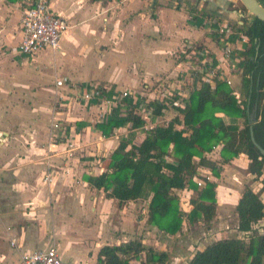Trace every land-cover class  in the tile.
Wrapping results in <instances>:
<instances>
[{
    "label": "crops",
    "instance_id": "obj_1",
    "mask_svg": "<svg viewBox=\"0 0 264 264\" xmlns=\"http://www.w3.org/2000/svg\"><path fill=\"white\" fill-rule=\"evenodd\" d=\"M117 1L114 13L109 10L113 0H47L48 8L68 28L57 51L43 49L23 56L17 52L21 0H0V264H17L21 254L49 248L64 264H97L101 248L129 241L164 253L167 262L165 249L157 241H167L178 233L165 235L146 224L147 199L118 204L85 182L106 171L105 162L121 139L130 137V144L138 146L144 134L139 127L125 123L103 137L96 126L105 124L118 107L78 101L74 88H56L54 81L65 78L75 88L92 84L104 88L109 96L126 91L131 97L141 96L146 107L150 101L161 104L157 97L163 92L179 89L189 95L199 84L190 79L182 56L178 57L182 44L207 49L216 64L220 61L216 37L203 24L215 19L230 26L232 16H246L229 6L233 0H170L167 7H161L158 0ZM233 32L230 42L239 35L235 29ZM242 49L231 55L239 58L238 63H230L228 69L220 65L234 85L240 84L242 69L235 77L232 67L240 68L247 45ZM143 74L146 78L138 85ZM149 77L154 78L149 81ZM135 114L143 125H164L177 116L169 108L147 121L139 110ZM219 116L224 124L241 126L239 119ZM54 123L58 129L52 128ZM219 150L216 146L205 154L215 163L218 177L204 167L197 168V175L208 174V182L214 184V215L228 211L236 237L249 236L236 230L235 205L245 188L254 192L251 188L256 184L250 180L261 181V177L247 173L244 154L220 164ZM47 175L50 183L41 185ZM260 188L254 193L264 214V190ZM175 193L178 210L187 214L193 192L183 189ZM195 224L203 225L183 219L181 228Z\"/></svg>",
    "mask_w": 264,
    "mask_h": 264
},
{
    "label": "trees",
    "instance_id": "obj_2",
    "mask_svg": "<svg viewBox=\"0 0 264 264\" xmlns=\"http://www.w3.org/2000/svg\"><path fill=\"white\" fill-rule=\"evenodd\" d=\"M258 2L264 6V0ZM234 29L247 39V49L239 63L244 98L239 100L223 82H217L213 89L200 83L189 92L182 109L173 108L176 117L145 132L138 146L130 144V137L121 139L105 162L106 171L97 177L85 178L90 187L102 190L118 204L147 199L146 224L162 234L178 233L183 219L190 224L197 221L205 226L210 224L215 211L214 184L204 181L197 187L194 181L198 178V167L207 168L214 178L218 177L215 163L205 158L216 146H220L218 156L222 165L244 154L248 160L247 173L261 177L260 191L264 190V157L250 141L246 114V109L255 104L252 138L264 151V24L251 17L249 23L235 25ZM136 106L125 101L112 110L105 124L96 126L97 130L108 137L125 123L131 128L142 127V119L135 114ZM147 107L150 118L160 116L165 108L156 101H150ZM219 115L239 119L241 126L224 124ZM183 189L193 192L187 214L178 210L175 193ZM262 210L258 194L245 188L235 205V213L236 230L243 234L251 232L245 237L247 242L234 238L216 241L195 252L188 264H264V232L251 231V226L264 217ZM165 261L164 253L139 241L103 247L96 257L97 264H165Z\"/></svg>",
    "mask_w": 264,
    "mask_h": 264
},
{
    "label": "built area",
    "instance_id": "obj_3",
    "mask_svg": "<svg viewBox=\"0 0 264 264\" xmlns=\"http://www.w3.org/2000/svg\"><path fill=\"white\" fill-rule=\"evenodd\" d=\"M20 40L17 46V52L23 56H32L39 50L49 49L57 51L59 49V42L62 34L68 28L66 21L53 14L48 8L47 0H21L20 16H19ZM208 33H212L216 37V43L220 47V61L216 64L209 54L193 45H185L184 50L179 51L178 57L183 56L182 64L185 71L189 72L190 79H196L198 84H206L213 89L217 82H223L227 86H231V76H225L221 70L220 65L224 64L227 69L230 63L236 64L239 61L238 57L232 59L233 53L242 51L243 45H247V39L239 34L234 42H230L229 38L234 35L231 27L223 22H217L215 19H208L203 24ZM186 50H190L186 52ZM180 65V64H179ZM233 73V72H232ZM67 79L61 78L54 81L56 88L69 86L74 88L77 93V100L84 103L88 102H102L106 103L110 108H117L123 105L124 100L130 99V104L136 106L146 120L150 116V109L145 106L142 97H131L126 91L117 93L116 95H107L104 88H99L92 84H86L83 87L75 88L74 84H69ZM163 92L157 97L161 104L166 108H183V101L188 97L179 89ZM239 103V100L237 101ZM240 105V103H239ZM147 121V120H146ZM146 124V123H145ZM156 125L147 123L142 125L139 129L144 134L153 129ZM53 129H58L56 123L52 124ZM70 147V146H68ZM215 148V147H214ZM213 148V149H214ZM212 149V150H213ZM49 175L43 177L40 181L41 185L50 183ZM204 181H210L208 174H198L195 185L201 187ZM14 245V240L10 241V246ZM17 264H64L56 254L53 248L43 251H35L31 253H23L19 256Z\"/></svg>",
    "mask_w": 264,
    "mask_h": 264
},
{
    "label": "rangeland",
    "instance_id": "obj_4",
    "mask_svg": "<svg viewBox=\"0 0 264 264\" xmlns=\"http://www.w3.org/2000/svg\"><path fill=\"white\" fill-rule=\"evenodd\" d=\"M144 1H148V0H144ZM158 1L159 2L162 1L159 4L161 5V7H167L168 3L170 2V0H158ZM233 1L234 2L232 4L230 3L231 5L229 4V6H231L233 9L235 7L237 10L240 11L241 15L245 16V11L240 5L239 1L238 0H233ZM117 5H118V1L113 0V4L112 6H110L111 9L109 10L116 13V11L114 10L117 9ZM232 8H229V10H231ZM112 17H115V16L113 15ZM237 22H241V18L235 19L232 16L231 23L233 25L230 24V27L232 30H234L232 26L237 25L236 24ZM189 44L193 45V43H189ZM184 45H188V43L182 44L181 49H179L180 51L184 50ZM197 45H193V46L203 49L207 53H209L207 49L201 48ZM218 48H219V53H220V47L218 46ZM170 55L173 56V54H170ZM144 60L146 59H143V61ZM133 61L136 62V59L133 58ZM142 65H144V63ZM232 68H233L234 76L236 75L235 77H238L241 72V68H235V67H232ZM142 76L139 77L138 85H142L143 78L144 79L146 78L145 77L146 75L143 74ZM153 78L154 77H149L148 80L149 81L153 80ZM241 79H242V76H241ZM236 84L237 85H234V83L232 82V85L229 87L235 93L237 98L239 100H242L244 98L245 89L242 87L241 81H240V84L239 83H236ZM259 181H260L259 179L250 180V183L254 182L256 184L255 186L256 188L255 187L251 188L252 190H254V192H257L258 186H261ZM233 226H234L233 219L230 213L228 211L224 212V210H221V211H218L214 215V218L212 219L211 223L208 224L207 226L201 225V224H195L191 226L185 225L184 227L181 228V230H179L177 237L167 238V241H165V239L158 240L157 245L160 248L165 249V252L167 254L166 264H188V258L190 257V255H192L195 251L201 250L205 246H208L214 243V241L216 240L234 238V239L242 240L244 241V243H246L247 242V239L245 238L246 236L242 235L240 237L238 236L236 237V234L233 233V230H234ZM252 227H253L252 233L262 234L264 231V218L260 220L259 222H257ZM249 235H251V233H249Z\"/></svg>",
    "mask_w": 264,
    "mask_h": 264
},
{
    "label": "water",
    "instance_id": "obj_5",
    "mask_svg": "<svg viewBox=\"0 0 264 264\" xmlns=\"http://www.w3.org/2000/svg\"><path fill=\"white\" fill-rule=\"evenodd\" d=\"M238 1L242 6V8L244 9L246 17H253L264 24V6L260 4L258 0H238ZM255 110H256L255 104L252 105L250 110L246 109L247 122L249 125L248 128L249 137L251 143L258 150L259 154L262 157H264V151L255 144L252 138L251 126L255 123Z\"/></svg>",
    "mask_w": 264,
    "mask_h": 264
},
{
    "label": "flooded vegetation",
    "instance_id": "obj_6",
    "mask_svg": "<svg viewBox=\"0 0 264 264\" xmlns=\"http://www.w3.org/2000/svg\"><path fill=\"white\" fill-rule=\"evenodd\" d=\"M250 20H251V17L250 18L249 17H246V18L243 17L241 19V22L240 23H241V25H243L244 23L247 24V23H249Z\"/></svg>",
    "mask_w": 264,
    "mask_h": 264
}]
</instances>
